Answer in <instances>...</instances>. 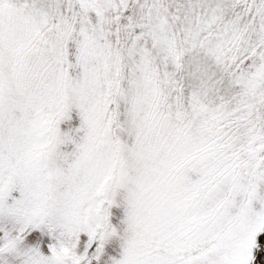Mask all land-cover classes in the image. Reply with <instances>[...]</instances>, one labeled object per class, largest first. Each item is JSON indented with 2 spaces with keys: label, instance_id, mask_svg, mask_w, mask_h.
<instances>
[{
  "label": "snow or ice",
  "instance_id": "6c2138e0",
  "mask_svg": "<svg viewBox=\"0 0 264 264\" xmlns=\"http://www.w3.org/2000/svg\"><path fill=\"white\" fill-rule=\"evenodd\" d=\"M0 264H264V0H0Z\"/></svg>",
  "mask_w": 264,
  "mask_h": 264
}]
</instances>
